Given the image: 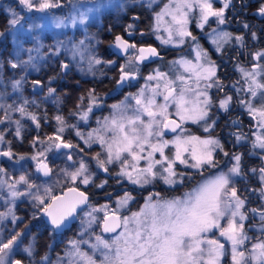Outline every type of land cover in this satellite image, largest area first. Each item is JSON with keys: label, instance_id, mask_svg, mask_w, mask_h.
<instances>
[{"label": "snow or ice", "instance_id": "6c2138e0", "mask_svg": "<svg viewBox=\"0 0 264 264\" xmlns=\"http://www.w3.org/2000/svg\"><path fill=\"white\" fill-rule=\"evenodd\" d=\"M152 2L155 0H150L149 6ZM19 3L29 11L35 9L38 12L58 6L53 0H19ZM230 3L231 0H224L222 8L214 9L211 0H171L170 3L163 6L162 11L156 14L157 22L165 15L171 16V23L165 28V31L168 32V39H162V42L169 43L173 36H176L183 43L184 37L192 36L188 30L189 14L195 9L199 10V27L203 28L210 17H214L217 24H224V10L229 7ZM98 7H102V5ZM93 10L89 8L87 12H80L79 16L70 15L67 21L57 19L55 26L61 28L69 25L75 27L77 23L83 25L87 22L88 13ZM259 14L264 15V6L259 9ZM11 16L9 24L15 27L22 18L15 11H12ZM131 27L129 25V29ZM129 35H132L131 31H129ZM220 35L224 38L230 36L227 32ZM236 39L242 41L243 37H236ZM83 44L84 41H80L79 45L74 46L70 51L73 59L77 56L81 62L86 59L87 71L91 72L95 65H99L103 61L90 52L86 57L85 52L88 50L81 47ZM113 46L127 56L126 63L123 66H118L120 76L116 81L117 87L136 78L139 73L137 62L159 56L155 48H137L135 44H130L121 36L115 37ZM217 47L219 49V44ZM130 48L134 50L132 54L128 52ZM28 51L31 52V50ZM205 55L207 54L205 53ZM255 55L256 59H260L264 57V52H258ZM199 58L200 54L198 53L197 59ZM33 59L30 55L28 60L20 59L18 62L12 63L11 67L23 66L25 71L28 67L36 68V65L31 63ZM109 63L114 64L115 61ZM174 63L181 64L184 67V72L189 75L186 77L181 73L169 77L168 73L156 70L154 75H149L146 78L148 81L155 80L157 82L155 87L146 84L136 95L126 97L125 102L121 104L113 105V115L110 118H105L101 127L94 130L95 135L91 132L87 134L88 138L85 143L89 147L93 142L99 143L106 153L104 159L100 158V154L93 158L98 168L108 172L109 169L106 165L118 163L120 170L116 171L115 175L124 177L133 184L143 187L159 179L169 186H175L178 183H183V178L186 175L183 172H177V164L202 173L208 168L218 167V162L215 159L217 150L223 152L225 156L229 155L224 151L223 145L218 139L211 136L202 138L184 127L188 123L201 124V121H204L203 130L205 132L211 130L208 115L213 102L207 90L214 86L222 88L219 79L215 78V64L211 60L207 61V66L192 64L191 61L186 60ZM62 67L67 69L68 65L63 64ZM260 67L264 69V65H260ZM241 71L249 81L248 92L251 98L257 97V90L260 92L257 101L259 107L252 103V99L241 101V103L254 118L259 117L257 125L264 129V81L257 82L255 72H245L244 69ZM261 74L264 75V71ZM201 81H204L203 87ZM34 83L38 84L39 82ZM20 84L21 81H15L13 90H19ZM149 88V94L146 95L145 89ZM48 91L51 95L55 89L49 88ZM157 97H162V102H158ZM231 99L230 96H227L220 100L219 107L227 111ZM83 100L84 97H81V101ZM88 100L89 104L86 105V111L81 114V120H87L88 113L92 111V105L97 103L98 98L94 95V90L89 92ZM127 101H134L135 104L129 106ZM24 103L27 104L28 101L25 100ZM0 107L3 105L0 104ZM8 107L11 108V105ZM169 109H173V111H169ZM17 110L22 115L25 114L24 107H19ZM29 115L32 120H36L34 115ZM56 120L60 127L57 129L55 138L48 137L49 140H53V145H48L46 150H51L53 146L56 149L78 148V145L64 141L59 135L65 131L64 118L58 115ZM16 123L18 126L16 134L19 135V121ZM98 123L100 122L98 121ZM165 131L176 133V135L171 140L165 139ZM76 135L83 138V135L78 131ZM236 138L237 141L244 139L240 135H237ZM2 141L3 136H0V142ZM57 141L59 142L57 143ZM170 147L171 151L166 154L165 150ZM252 147L264 150V134H256ZM0 155L11 157L12 153L8 151L0 153ZM38 155H43V153ZM65 155L69 160L72 159V153H65ZM32 159H36V157H32ZM231 159L234 163L227 172L222 171L204 180L192 192L185 193L183 198L154 200L150 195L140 211L132 213L130 217H125L122 222L121 218L113 212L112 216L115 219L111 224L108 222V213L105 211L103 231L116 232L119 227H122L123 230L117 233L111 241L96 236V243L90 245L93 250L91 255L81 251L79 247L81 242L72 241L71 249L67 252L66 257L61 258L62 262L66 259L67 264H222L223 258L228 255L231 264H264V239L258 240L250 249L244 247L245 241H248L250 237L245 233L242 223L247 218L241 212L245 200L238 195L235 178L243 179L245 173L241 166L242 156L233 154ZM141 161L145 162L143 166H141ZM78 163L79 166L75 171H66L65 174L73 183L79 179L80 183L88 185L92 182L89 166L83 160ZM37 171L42 172L46 177L50 176L52 172L45 162L38 163ZM250 171L253 174L259 171V180L264 184V167L258 170L253 168ZM4 183L0 182V187H3ZM20 183L29 189L36 187L25 175H21L16 184L8 185L12 197L24 194L15 191L16 185ZM98 186L103 187V184ZM260 191L264 195V187ZM44 192L48 195L51 189L45 188ZM68 193L73 195L68 196L66 193L63 196H50L51 202L48 204H45L44 198L38 192L31 194L33 199L44 205L43 212L50 218L51 224L56 229L62 226L66 227L65 220L72 217L80 205L88 203L85 192L79 191L76 187H69ZM155 195L159 197L158 193ZM131 199L130 195H126L118 201V204L123 207ZM105 209H107L106 205L102 209L92 208L87 213L91 217L89 224L96 219L92 216L93 212ZM252 211L257 212L256 209ZM11 212L12 210L9 209L8 213ZM6 215V213H0V221L5 219ZM259 215L264 219V211L259 212ZM13 218L15 219V217ZM129 222H132L134 226L130 228ZM261 231L264 232V229ZM217 232L219 237L230 242V249L226 250L225 244L221 243L218 238H214ZM209 233L213 235L210 236ZM22 235L23 233L14 232L6 239H0V264H22L21 260L13 259L14 253L20 250L19 241ZM84 243H88V241H84ZM23 251L29 257L33 256L31 246L23 248ZM97 254L101 257L99 260L95 258ZM41 259L47 261L48 257L45 255Z\"/></svg>", "mask_w": 264, "mask_h": 264}, {"label": "flooded vegetation", "instance_id": "af4514ba", "mask_svg": "<svg viewBox=\"0 0 264 264\" xmlns=\"http://www.w3.org/2000/svg\"><path fill=\"white\" fill-rule=\"evenodd\" d=\"M62 1L63 2L60 4V0H56L59 6L56 8L53 15L56 20L64 19L67 21L69 16L73 15L72 6H75V8L77 6L76 3H74L76 0ZM120 1V3H117L118 9H105L104 12L102 11V22L100 24L102 28L100 29L101 32L98 37V42L94 45V47H92V54L98 59H101L103 63L95 65L92 69L93 72H89L87 70L82 71L81 69L83 68H78L88 67L86 59L83 64L77 66L76 64H73V62L78 56L73 59L72 55H70V58H66V55L62 53L56 55L53 53V48L50 49V59H46L43 58L42 55H38L37 48L33 49L34 51L31 50V52H28L30 54H25L27 59H29L30 55L33 58L37 55L39 56L38 61L36 60L31 62L36 65V68L28 67L26 71L23 66L12 68L11 64L8 62L1 63L0 103L4 100V91L5 99L9 98L8 104L11 105V108L6 106V110H2V107H0V121H2L0 122V133L5 130L4 136L11 138L9 141V150L17 148L15 146H18L22 141L23 146L26 145L29 149L26 151V154H28L36 144L37 150H39V147L44 145H39V143L47 138V136L57 135L55 133L58 124L56 117L59 115L64 119L75 120L76 115L75 117H71L68 111L76 114L75 110L79 103L85 102V105H87L88 94L91 90H94V95L97 98H105L108 103L120 101L119 104H121L122 102H125L126 97L136 95L140 89L144 88L147 82H152V87H155V80L148 81L146 78L149 75H154L156 70L168 73L169 77H172L174 74L178 75L181 73L186 77L189 75L184 72V67L168 66L165 62H163L164 57L170 56L173 53L168 49H163L155 37L157 20L154 8L159 1L167 2L168 0H159L153 6H149L148 2L150 0H148L147 4L144 0H136L138 1V4L136 5L129 4L132 0ZM121 5L123 8H121ZM263 5L264 0H231L229 7L224 10L226 28L224 24H219L225 31L229 32L230 37L229 40H226L227 42L224 45L219 47V49L211 43L209 35L207 36V31L198 26V17L190 18L188 30L192 33V36L184 37L183 43H181L178 48L179 52L184 56H192L194 53L200 54L201 45L202 52L204 53L203 55L206 53L207 60H211L215 64L217 78L223 81L224 84L228 85L232 80V69L236 71L238 67H243L246 62H248L245 61V58L249 57L252 61H254L256 56L255 54L257 52H264V27H260V25H264V15L259 14V9ZM86 8V6H82L78 10L76 16H78L79 13L83 12ZM93 17L87 18V22L84 25H86ZM166 22H168V20H166ZM166 22H163L162 25ZM129 25L132 26L131 29H129ZM245 25H248V27H245ZM216 28L221 27L216 26L214 29ZM73 30H77V28L75 27ZM129 31H131L132 35H129ZM118 35L124 40H127L130 44H135L137 48L153 47L159 53L158 57H150L143 62H137L139 73L136 78L126 81L119 87H117L116 83L120 76L118 66H123L126 63L127 56L124 53L118 54L117 52H121V50L113 46L115 43V37ZM91 37H93V35H91ZM193 37H195V39H193ZM236 37H243V41L238 40L239 44H236ZM80 41H84V43L88 42L92 46V40L87 39V34L83 35L82 31H80L76 41L71 44V47L73 48L74 46L79 45ZM83 46L84 44L81 47ZM128 52L129 54H132L134 50L130 48ZM85 56L87 57L86 54ZM100 56H103L104 58H101ZM110 61H115V63L111 64L109 63ZM256 61H258V59ZM263 63L264 61H262V64ZM63 64H67L68 68H63ZM252 65L254 66L255 63H252ZM225 69L230 70V73L226 74ZM220 76H225L226 78L220 79ZM15 81H21L20 88L16 91L13 90V83ZM36 81L39 83H34ZM49 88L55 89V92L51 95L48 91ZM213 92L214 90L211 91V93ZM72 93H75V95L72 96ZM67 97L77 99L74 101L73 106L69 105L70 99H68L69 103L67 102L68 100H65ZM81 97H84L83 101H81ZM25 100L28 101L27 104L24 103ZM20 103L27 106L28 109L39 104L41 105V103H43L44 106L52 105L49 107L51 110V112H49L51 113V117L48 116L49 113L42 114L41 112L37 113L36 111H32L36 117V120H33V122L36 121V123L31 124L28 119H23L22 121V119H19L17 114H12L14 113L13 109L17 111L18 104ZM127 103L129 106H133L135 104L134 101H127ZM237 106L238 105H235V107ZM55 107H58V110H55ZM235 107H229L227 111L216 107V115H214L215 118L213 120V126L215 129L214 134H218L224 151H226L229 155L225 156L223 152H220L219 150L216 151L215 155L216 157L221 158L224 162L229 163H234L231 159L233 154H239L242 156L241 166L245 175L243 179H239L240 187H238V192L241 198L245 200V205L242 210L247 217V223H250L257 228V230H247V234L252 233V235L249 236L250 239L248 240L251 242L249 243L250 245L256 243L258 240L264 239V233L259 231L262 226L264 229V219H262L259 215V212L264 211V195H262L260 191V189L264 187V184L261 183L257 174L254 175L249 172L250 168L255 167L258 170L263 167V161L261 160L259 154L262 150L254 148V151H252V144L244 140L236 142L237 135L245 133L241 125L246 126V124L239 119V124L234 121L235 119H233V117L236 115ZM10 111L11 114L9 113ZM3 114H5V116H3ZM110 117V112H108L106 108L103 110V108H96L92 105V111L88 113L87 120L82 122V126L93 131L92 128L102 124L105 118ZM173 119H176V117H173ZM16 121H19V125L25 127L20 129L19 135H17L16 132H13V128L10 127V124L18 127ZM53 121H55L54 125ZM98 121L100 123H98ZM77 126L81 128L79 121ZM77 131L80 132L83 137H88L87 131H79L73 128L69 131H64V133L59 135L62 136L64 141L70 142L73 145H78L79 148L82 147L81 145H84V141L80 139L81 136L76 135ZM167 133L173 134L170 132ZM20 137L21 140H19ZM58 142L59 141H57V143ZM30 143H33L34 145L31 147ZM92 147L97 146L92 145L91 148ZM75 149L77 148H72V150ZM49 164L52 168L53 164L51 160ZM180 168L187 169L184 166ZM95 184L96 182L94 181V193L98 190H103L104 192L105 187L109 190L108 185L114 186V182L111 183L110 180L107 185L103 184V187L95 186ZM89 185L90 184L85 185L83 188L89 197L87 203L88 207L90 210L92 208L98 209V206H94L96 205L95 203L100 202L104 198L97 197L93 200V186L90 185L89 187ZM105 200L108 201V199ZM253 209H256L257 212H253ZM119 213L122 216L121 212ZM82 219L85 220V215ZM75 225L76 224L72 226V229ZM82 226L84 227L85 223H83ZM96 230L99 232L97 228ZM36 261V264H41L40 259H37ZM22 262L24 264H28V259H24Z\"/></svg>", "mask_w": 264, "mask_h": 264}, {"label": "rangeland", "instance_id": "374dc122", "mask_svg": "<svg viewBox=\"0 0 264 264\" xmlns=\"http://www.w3.org/2000/svg\"><path fill=\"white\" fill-rule=\"evenodd\" d=\"M146 1L145 3L147 4L148 0H144ZM159 0H155V2H152L151 5L153 6L156 2H158ZM54 3H56L58 6V2H56V0H53ZM63 1L60 0V4ZM120 3V0H76V8L75 6H72L73 9V15H76L78 10L82 7V6H86L87 8L83 11H88L89 8L94 9L92 12L88 13V18H92L88 21V23L86 25H81L79 23H77V25L75 26L77 28V30H73V28L71 25L67 26V27H61V28H57L55 26L56 24V19L54 17V11L56 10V8L58 7H53V9H46L43 12H38L35 9L29 11L27 10L23 5H21L19 3V0H6V2H3L0 0V10L3 12L5 11L7 16V22L5 24L4 29L1 31V33H3V35L6 32H10V30H14L12 32H14V37H13V43L11 45L10 48V52L12 53V58L14 59V62H18V60L22 59V60H28L27 58H25V54H30L28 53V50H33L35 48L38 49V55H42L43 58L46 59H50L51 58V48H53V53L58 55L59 53H62L64 55H66V58H70L71 51L70 49H72L71 44L73 42L76 41L78 34L80 33V31H82V34L85 35L87 34V39H91L92 40V46L86 42L84 43V46L82 48H86L88 51L85 52L86 55H88V53H93V48L94 45L98 42V37L100 36V29L101 27V16H102V11L104 12L105 9H114L113 7H111L113 3ZM171 0H168L167 2H162L159 1L156 5L155 9V13L157 14L158 12L162 11L163 6L165 4L170 3ZM212 4H213V8L214 9H218V8H222L223 4H224V0H211ZM150 4V1L148 2ZM129 4L131 5H136L138 4V1L136 0H132ZM99 5H102V7H98ZM264 6V5H263ZM107 7V8H106ZM218 7V8H217ZM12 11H15L19 17H21L22 19H20V25H16L15 27L11 26L9 24V20L12 18L11 13ZM155 14V15H156ZM79 16V15H78ZM195 18V17H199V10L195 9L193 11L190 12L189 14V19L190 18ZM107 18V16H106ZM166 20H168V22H166ZM163 22H166L162 25ZM171 23V16L165 15L159 22H157L156 24V32H155V37L157 42L160 44V46L163 49H168L170 52H172L173 54L170 56H166L164 57V61L166 63V65L168 66H178V67H183L181 64L178 63H174L177 61H181V60H186V61H191L192 64H204L205 66H207V56L203 55L204 53L202 52V47L200 45V58L197 59V53H194L192 56H184L179 52V47L181 45L180 42V38L173 36L172 41L169 43H163V40H167L168 39V32L165 31V28ZM246 24V23H244ZM158 25V28H157ZM214 25V27H213ZM221 27V28H216L215 27ZM224 26L226 28V22L224 23ZM205 27V28H204ZM260 27H264V25H260ZM205 31H207V36L209 35V39L211 41V43L213 45H215V47H217V45L219 44V47H221L222 45H224L227 41L229 40L228 38H224L222 37L220 34L227 32L223 29L222 26H220L219 24L216 23L215 18L210 17L208 22L203 26V28ZM215 30V31H214ZM229 33V32H227ZM2 35V36H3ZM91 35H93V37H91ZM158 37H160V39H158ZM3 38V37H2ZM214 41H216V43H214ZM243 41V40H242ZM236 44L238 43V40L235 41ZM1 46V45H0ZM214 47V46H213ZM1 49V48H0ZM218 49V47H217ZM5 49H1L0 50V65L1 63H7L10 59L12 58H8L6 57L3 53H4ZM34 51V50H33ZM19 53L21 54V58L17 59ZM258 53V52H257ZM35 56L34 59L32 61H38L39 60V56ZM101 58H104L103 56H100ZM16 59V60H15ZM256 56H255V60L252 61L249 57L245 58L246 62L245 66L243 67H238L236 71H234V69H232V80L229 82L228 85L224 84L223 81L219 80L222 88L221 87H212L211 89H208V94L212 99V106L210 108L209 111V115H208V122L211 125V130L209 132H205L203 130L202 125L205 123L204 121H201V124H192V123H188L185 124L184 127H186L187 129L190 130L191 133L201 136L202 138H207V137H214L216 139L219 140V136L218 134H214V126H213V120L215 118L214 115H216V107H219V102L220 100L224 99L227 96H230L231 102L228 106L229 107H235V104H237L238 106L235 107V112L236 115L234 116L235 118H237L236 120H242L243 122L247 121V123L250 126H244L243 129L245 131V134L242 135V137L246 138L248 133H250V137H249V142L250 144H252L253 141H255L256 138V134H264V129L258 127L257 125V120L259 119V117H253L252 114L249 113L248 109L246 107H244V105L241 103V101H249L251 98L250 93L248 92V88H249V81L245 78L244 72L241 71V69H244L245 72H255L256 73V77L255 79L257 80V82H262L264 81V75H262V71H264V69H262L260 67V65H264V63L262 64V61H264V57L258 59V61H256ZM12 62V63H14ZM10 62V64H12ZM252 63H255V65L253 66ZM73 64H76L77 66L83 64V62L80 61V58L77 57L76 60H74ZM83 68L85 71L87 70V67H78ZM226 70V74L230 73V70L225 69ZM93 72V70H92ZM217 75V73H216ZM221 75V74H220ZM217 78V76H216ZM221 78H226L225 76H220ZM215 79V78H214ZM155 83H157L155 81ZM203 83L204 81H201V86L203 87ZM147 85H149L150 87H152V82L146 83ZM145 87V86H144ZM213 93H211V91H213ZM150 88L149 89H145V94H149ZM259 95L260 92L259 90H257V97L255 99H252V103L259 107V104L257 103V101L259 100ZM3 102L0 103L3 105L2 110H6V106H8V102H9V98L5 99V94L3 91ZM158 102H162V97H157ZM120 101H116L115 103H108L105 98L101 99L98 98L97 103L94 104V107L96 108H106L108 110V112H110V116L113 115V105L119 104ZM89 104V100L87 105ZM50 106H44L43 103H41V105H36L33 106L32 108H27V106L23 105V104H18V108L19 107H24L25 108V114L22 115L18 110L15 111L13 109L12 113L17 114L19 119H28V121L32 124V123H36L33 122V120L31 119L30 115H34V113L32 111H36L37 113L41 112L42 114L45 113H49L51 112L50 110ZM221 109V108H220ZM55 110H58V107H55ZM223 110V109H222ZM12 111V110H11ZM11 111L9 112L11 114ZM73 111V110H72ZM86 111V105L85 102H81L77 105L75 113L73 114L71 111H68V113L70 114V116H74L76 115L75 120L71 119H64L65 121V131H69L71 130V128L73 129H77L79 131H87L88 133H93L95 135V131L101 127L102 124L98 125L97 127L92 128V130H89L88 128L82 126V122L85 120H81L80 116L81 114H83V112ZM169 111H173V109H169ZM81 112V113H79ZM40 113V114H41ZM95 115V114H94ZM3 116H5V114H3ZM48 116L51 117V113L48 114ZM79 121L80 127L79 128L77 126ZM14 123V122H13ZM55 124V121H53V125ZM29 125V124H27ZM75 126V127H71V126ZM10 127L13 128V132L17 131V127L10 124ZM24 126L19 125V129L23 128ZM58 127H60L59 123L57 124V129ZM25 128V127H24ZM193 130H191V129ZM57 129L55 130V133L57 134ZM4 131H2V133H0V136H3V141L0 142V153L3 152H8L10 151V143L9 141L11 140L10 137H6L4 136ZM179 131V130H178ZM64 133V132H63ZM62 134V133H59ZM176 134H168L166 132V135L164 136L165 139H169L171 140ZM185 135H187V133H185ZM56 135H50L47 136V138H45L42 142L39 143V145L42 144H46L48 143V145H53V140H49L48 137H53L55 138ZM241 136V134H240ZM62 137V136H61ZM84 139V138H83ZM19 140H21V137L19 138ZM243 140V139H242ZM240 140V141H242ZM220 141V140H219ZM236 142L237 138H236ZM22 143V142H21ZM34 144L30 143V146L32 147ZM97 146V147H89V145H81L82 147L75 149L74 151H72L71 153H73L72 155V159L69 160L67 158V156L65 155V152H58L56 150V148L53 146V152H48L46 149L48 148L47 146H40L39 150H37V144L33 147V149L30 151V156H26V151H28V148L26 147V145H22V147H20V149H22L23 151H21V155H15L12 154L11 157L9 156H5V155H0V169H2V171H0V182H5L4 184H6L7 189H4L3 187H0V208L2 210H0V213H6V217L5 219H3L2 221H0V232L4 231V230H8L9 233H14L15 229H13V227L20 221L23 220V225L26 226L27 229H25V234H27V241H22V236L20 237V250H23V248H27L29 246H31L33 248V256L29 257L28 254H26V259H28V264H36V260L40 259L43 256H47L48 260L47 261H42V259H40V263L41 264H67V260L65 259L63 262L62 260H60L61 258H65L67 252L71 249V242L72 241H79L81 242L79 244V247L81 248V251L87 252L90 255L92 254V249L90 247L91 244H95L96 243V236H100V235H95V234H99L98 231L96 230V226L98 227L99 224V220L97 221L96 224V220L98 218V214L96 212L92 213V216H94L96 219L92 220V224L94 226L90 227L89 226V221L91 220V217L88 216V212L91 210H88L85 213V220L82 219L84 217V214H82L79 218V222L76 223L75 227L72 229V234L70 232L71 236L70 238H64L62 237V239H60V235H54L52 234V230H50L48 227L45 228V232H48L46 235L44 234L43 236L48 237L47 243L46 241H42L40 239V242L42 243L40 246L37 245H33L32 242V236L37 234L39 230H41V228L45 227L46 224L43 223V219L42 216L40 214H34L33 211H30L29 209H33L36 206H39V202L35 199L32 198V193H36L38 192L40 196H42L44 198V200L46 201L47 198L49 199V196L55 192V188L54 187H50V182H61L62 180L65 181H70L67 176H66V171L67 172H71V171H75V169L79 166V161L83 160L88 166H89V172L92 175V182L89 183L91 186H93L94 181L96 182L95 186H98L100 184H103L105 182L104 179H107V183L109 182V177H111V179L113 180L112 182H114V187H112L111 185H108V189L105 187L104 188V192L103 190H98L95 191L94 193V189L95 187L93 186L92 188V195H93V200H95L97 197L99 198H104L102 199L100 202H96L94 206H98V209H102L103 206H107V209L103 210L104 211H116V212H121L122 214V218H121V222L125 217H130L132 215V213L138 212L140 211L145 203L147 202V198L151 195L153 196V199H158V198H162V199H173V198H183L185 193L188 192H192L195 188H197L199 186L200 183L204 182V180L212 177L213 175L220 173V172H227L228 169L232 166L233 163H229V162H224L221 158L216 157L215 155V159L218 162V167L215 168H208L205 171H203L202 173L199 172L196 169H184V168H180L183 165H178V168H176L177 172H183L186 175L183 178V183H178L175 186H169L168 184H165L163 182V180H154L152 183L150 184H146L143 187L137 184H133L131 183L129 180L125 179L124 177H120V176H116L115 172L120 170L119 164L118 163H113L111 165H106V167H108L109 171L105 172L103 171V169H100L96 166V161L93 159L97 154H100V158L104 159L106 156V153L104 152V149L101 147V145L99 143H95L93 142L91 144V146ZM81 149H83L81 151ZM251 150L254 151V148L251 146ZM25 151V152H24ZM166 154L168 152L171 151V147L169 149H166ZM39 153H43V155H45V159L48 160L50 162H52L53 167H52V172H51V177L53 178L52 181H48V183H44L41 184V182L43 181L40 176L34 172V168H35V163L33 162L35 159H32V157H38L41 158V155H38ZM260 158L262 159V166L264 167V150L261 151ZM38 158V159H39ZM159 158V157H157ZM130 159V158H129ZM144 161H141V166L144 165ZM29 165L31 166L29 168ZM255 168V167H253ZM250 168V169H253ZM249 169V172L252 173ZM256 169V168H255ZM243 171V170H242ZM253 174V173H252ZM257 174V177L259 178V171H257L254 175ZM21 175H25L30 182H32L33 184L36 185V187L29 189L27 188L26 185L20 183L16 185L15 191L18 192H22L24 193L23 195H19L17 197H12L10 195V189L8 187V185L10 184H16V182L18 181L19 177ZM133 175H135V173H133ZM5 178V180H4ZM239 179L240 178H235V183H236V187L238 189V187H240L239 184ZM79 180V179H78ZM80 182V180H79ZM84 185V184H82ZM89 185V187H90ZM123 186V187H122ZM130 187V189H126L125 187ZM45 188H50L51 192L50 194L46 195L44 192ZM116 188H122L119 191V194H115V192H113L112 190ZM112 189V190H111ZM138 189V190H137ZM140 190H145L146 193L143 195L141 193ZM159 194V197H157L155 194ZM106 195V197H105ZM126 195H130L132 197V199L123 207H121L118 204V201H120L122 198H124ZM239 195V192H238ZM142 196V199L140 201V204L136 207H134L133 205V201H135L137 199V197ZM105 199H108V201H106ZM95 202V201H94ZM11 209L12 212L9 214L8 210ZM241 212L245 215L244 211L241 209ZM102 216V215H101ZM246 216V215H245ZM15 217V219L13 218ZM247 219V218H246ZM242 221V223L244 224V230L245 233L247 234V230L249 231L251 230H257V228L250 224L247 223V220ZM85 223L84 229L82 224ZM223 224V221H222ZM134 225L132 224V222H129V227H133ZM261 229H263V226L261 227ZM123 229L122 227L120 228V230L117 232H121ZM23 231V230H22ZM42 231V230H41ZM94 231V232H93ZM261 231V230H259ZM258 231V232H259ZM262 232V231H261ZM111 235V236H101L103 239L105 240H109L111 241V239H113L116 234ZM264 233V232H262ZM208 235L212 236V233H209ZM248 236H251L252 233H248ZM214 238H218L220 240L221 243L225 244V249L228 250L230 249L231 245L230 242L225 241L223 237H219L218 236V232L215 234ZM1 239H5V238H1ZM39 239V237H38ZM60 241V242H59ZM84 241H88V243H84ZM59 242L61 244V247L56 243ZM70 243V245H68ZM247 244V241H245V245L244 247L250 249L252 247L253 244L249 245ZM86 244V246H85ZM84 247L86 248L84 250ZM69 248V249H68ZM13 258H17L15 256H13ZM97 260H99L101 257L99 256V254L96 255L95 257ZM222 264H231V260H230V256L226 255L223 258Z\"/></svg>", "mask_w": 264, "mask_h": 264}, {"label": "trees", "instance_id": "16d2710c", "mask_svg": "<svg viewBox=\"0 0 264 264\" xmlns=\"http://www.w3.org/2000/svg\"><path fill=\"white\" fill-rule=\"evenodd\" d=\"M1 1H3V2H6V0H1ZM7 14H6V12L5 11H1L0 10V33H1V31L4 29V27H5V24H6V22H7ZM17 25H20V23H18ZM12 31H14V30H10V32H6L3 36L2 35H0V48L1 49H5V51H4V55L6 56V57H8V58H12L13 56H12V53L10 52V48H11V45L13 44L14 45V43H13V37H14V32H12ZM3 37V38H2ZM0 49V50H1ZM21 58V54L19 53V55H18V57H17V59H20ZM25 58H26V56H25ZM16 60V59H15ZM10 62L12 63V62H14V59L12 58V59H10L9 61H8V63L10 64ZM75 92V91H74ZM73 95H75V93H72V96ZM68 99H70V106H73V104H74V101H76L77 99H72V98H66L65 100H68ZM73 100V101H72ZM68 103H69V100L67 101ZM233 119H235L234 121H236L238 124H239V122L236 120L237 118H235V117H233ZM22 145H23V141H22V143H19V145L18 146H15V147H17V148H15L14 150L16 151V152H18V153H20L21 151H23L22 149H20V147H22ZM25 152V151H24ZM110 182H111V180H110ZM112 183V182H111ZM112 187H114V186H112ZM112 190V189H111ZM114 190V189H113ZM112 190V191H113ZM143 192H146L145 190H141V193H143ZM119 193V192H118ZM140 201H141V198H137L135 201H133V204L134 205H137V204H139L140 203ZM0 210H2L1 208H0ZM19 226H22V228H24L25 226L23 225V221H22V223L19 225ZM37 237L36 236H34V237H32V240L33 239H36ZM41 240L43 241V239L41 238ZM25 241H27V240H25ZM42 243L40 242V237H39V239L37 238V242L36 243H34L33 245H37V246H40ZM18 256H20V257H23V256H25V255H18Z\"/></svg>", "mask_w": 264, "mask_h": 264}, {"label": "water", "instance_id": "95a60500", "mask_svg": "<svg viewBox=\"0 0 264 264\" xmlns=\"http://www.w3.org/2000/svg\"><path fill=\"white\" fill-rule=\"evenodd\" d=\"M118 36H119V35H118ZM117 53H118V54H122V52H117ZM67 150H69V149H67ZM40 173L43 175L42 172H40ZM43 176H44V175H43ZM45 177H46V176H45ZM68 188H69V187H68ZM68 188H65L61 194H58V195H56V196H63V195H65L66 193H67L68 196L73 195L72 193H68ZM78 190H79V189H78ZM79 191H81V190H79ZM85 194H86L87 197H88V194H87V193H85ZM84 206H85V205H80V206L76 209L75 214H74L72 217H69L68 219L65 220V225H67L66 227H65V226H62V227L59 228V229L54 228L55 231H56V232H61V231H63L65 228H68L69 226H71V224H72V223L74 222V220H75L76 213H77L81 208H83ZM115 214H116V213H115ZM116 216H119V215L116 214ZM104 218H105V216L103 217L102 222H101V225H100V228H101L102 233H104V234H113V233H115V232H104V231H103V227H104V225H103V220H104ZM114 219H115V217L112 216V213H109V214H108V222H109V224H111V223L113 222ZM44 220H45L47 223L51 224V222H50V218H49L48 216H46L45 213H44ZM51 225H52V224H51ZM118 229H119V228H117L116 231H117Z\"/></svg>", "mask_w": 264, "mask_h": 264}]
</instances>
